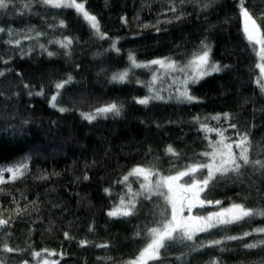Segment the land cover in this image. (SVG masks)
<instances>
[{"label":"trees","instance_id":"obj_1","mask_svg":"<svg viewBox=\"0 0 264 264\" xmlns=\"http://www.w3.org/2000/svg\"><path fill=\"white\" fill-rule=\"evenodd\" d=\"M77 2L98 18L109 39L96 38L74 9H51L35 2L26 7L28 0H14L0 10V27L6 29L0 33V71L5 73L0 76V167L26 165L24 175L15 179L12 173L0 174V220L7 222L0 225V264H35L36 253H52L54 264H130L151 242L150 230L171 218V209L163 197H148L138 179L125 181L124 177L137 166L163 177L197 162L208 163L209 157L200 154L211 152L209 142L221 137L216 131H204L202 125L228 129L225 143L233 144L237 157L239 149L233 141L237 133L246 134L249 142L243 146L249 147L250 160L264 161L258 44L253 48L245 37L238 0H215L206 11L195 0L183 4L180 0ZM245 6L264 38V0H246ZM61 20L66 28L59 26ZM7 29L19 35L10 37ZM28 29L43 35L36 38ZM64 37L73 40L68 50L49 43ZM10 39L12 44L6 43ZM16 39L21 41L18 46ZM112 40H118L119 55L105 52ZM202 40L212 47L211 60L228 67L189 85L197 102L169 101L178 84L167 75L153 85L163 90L164 101L137 104L135 98L149 95L144 86L152 81L148 69H133L127 83L109 82L113 73L128 67L130 52L139 62L172 57L184 63ZM39 44L56 55L49 57ZM69 74L74 79L57 100V108L69 110L61 113L49 101L55 83ZM41 88L44 95H29ZM106 102L122 103L121 116L109 115L92 123L81 117ZM224 113L229 114L228 120ZM217 115L219 122L212 119ZM232 123L235 130L229 127ZM169 146L173 153L167 152ZM239 162V176L217 173L216 182L201 193V198L219 200L222 205H206L199 213L233 203L264 210V168ZM122 200L132 214L109 217L107 213L119 208ZM257 228H264V217L246 218L228 226L226 232L198 233L185 243L197 249L210 240L224 243L200 251L177 243L160 249L159 259L148 264H264V244L245 247L264 240V233L253 231ZM245 232L252 234L243 240L226 239Z\"/></svg>","mask_w":264,"mask_h":264},{"label":"snow or ice","instance_id":"obj_2","mask_svg":"<svg viewBox=\"0 0 264 264\" xmlns=\"http://www.w3.org/2000/svg\"><path fill=\"white\" fill-rule=\"evenodd\" d=\"M14 0H0V10L6 9L12 4ZM35 2L37 5H42L46 8L57 9V10H70L74 9L77 14V19L82 17L83 21L87 22L88 26L92 30L93 35L100 39L105 40L109 39L106 33L102 32L101 25L98 21V18L90 14L86 10L84 3L77 2V0H28L26 7H31L32 3ZM186 0H180V3H185ZM196 3L201 5V10L206 11L214 3L215 0H195ZM246 0H238L239 14L243 18L244 26L243 31L246 39L250 44L260 45L261 60L264 61V38L260 35V29L257 25L256 20L250 15L248 8L245 6ZM172 11L175 13L177 9L174 7ZM182 15V14H181ZM181 15H177L176 19H181ZM61 28H66L67 25L65 21L61 20ZM51 27V25H50ZM6 29L0 27V33H4ZM8 35L14 37L19 35L14 32L12 29H7ZM28 32H35V37L43 35L34 29H28ZM6 43L12 44V40L6 41ZM21 41L19 39L15 40V45H20ZM49 43L58 44L63 49H70L73 40L69 37H64L63 40H49ZM118 40H112L109 49H105V52H115L117 55L120 53V49L117 47ZM39 47L42 52H47L49 57L56 55L52 51H49L44 44H39ZM32 51V49H29ZM212 47L206 40H202L199 45L194 47L193 52L190 54V58L187 59L184 63H181L178 60L173 59L172 57H161L156 58L147 62L137 61L136 55L134 53H129L128 55V67L123 71H117L112 74L110 78V83L124 84L128 82L129 76L132 74L133 69L143 68L151 69L153 66H158V70H164V73L167 75L169 73L183 74V79H180L179 75H174L172 78L174 80H180L182 87L176 89V94L169 95L168 100H174L177 104H191L197 102V98L191 94L189 85L198 84L203 78L210 76L214 73L222 72L228 66H221L216 62L211 60ZM66 55H70L69 51L65 52ZM102 53H97L99 56ZM7 63V61H5ZM257 67L260 69L261 74H264V64H257ZM192 68L193 71L189 72V69ZM4 71H0V76H3ZM73 77L69 74L66 79H62L60 82H56L54 85L55 94H53L49 101V106L57 108L58 97L62 94L61 90L66 86L72 83ZM156 83V77L153 81L145 84V87L149 88V95L143 98H135V102L140 105H148L153 100L164 101V97L160 95L162 89H156L153 85ZM28 87V85H25ZM261 92L264 93V84L260 85ZM44 89L41 88L40 91L32 93L29 92V95L41 96L44 95ZM167 102V101H165ZM57 110L61 113L68 111L69 109L64 107H59ZM123 111V104L118 102H106L102 106L96 107L91 113H81V117L87 120L89 123H92L98 118H107L109 115L113 117L121 116ZM229 114L224 113L223 118L228 120ZM213 120L219 122L221 117L219 115L212 117ZM196 123H201L199 118L195 119ZM229 127L233 130L237 126L232 123ZM202 128L206 132L216 131L217 135L221 139L215 143L209 142L211 147V152H203L200 155L204 157H211V162H197L195 165H189L186 167V170L177 171L175 175H166L156 180L155 185L141 184V188L146 191L149 195L153 194L155 191L159 195H163L168 204L171 205V218L165 220L162 219V229L161 228H152L151 231V243L147 244L140 253L138 260L140 264H146V261L159 259L157 255L158 251L162 248L171 247L177 243H183L185 247H189L194 251H200L205 247L220 246L224 243L223 240H210L207 245L201 244L200 248L197 249L194 245H189L185 243L186 241H193L194 236L197 233H212V230L224 231L228 230V226L237 224L238 222L245 220L246 218L252 219L256 216L264 217V210H253L247 208L244 204L233 203L229 207L221 208L220 211H209L207 215L195 214L193 215V209L199 208L203 209L206 205H222V201L210 200L206 196L201 198V193H204L206 189L209 188L210 183H215L217 180L216 174L220 173L221 176H226L229 172L239 176L241 174L242 165L239 161L243 162V165H259L261 168H264V161L259 159L253 161L249 158V147H244L243 145L248 144V136L239 135L237 133V139L233 141L235 147L239 149V156L237 157L232 149V143H225V140L229 137L225 136V132L228 129L220 130L219 128L213 129L209 128L206 124L202 125ZM207 139V137H205ZM168 153H173L174 150L171 146L167 149ZM219 158V162L217 159ZM26 165H21L20 167H9L6 169H0V171H7L12 173L13 179L18 176H23L24 172L22 168ZM207 170V175H201L200 178H197V173H203V170ZM144 170L139 166L132 169V171L124 177V180L127 181L130 176L139 175ZM187 177V179H184ZM148 174H145L144 179L148 180ZM85 180L88 179V176L85 175ZM182 181V182H181ZM167 188V194L165 195L161 190L162 188ZM105 192H108V189H105ZM141 195L143 193H140ZM132 208H135V204L131 205ZM187 211L188 216L184 215V212ZM132 214L130 208L123 204L121 201V206L119 208H114L109 211L107 215L109 217L115 216H129ZM161 217L166 218V214L161 212ZM7 223L4 220H0V225ZM256 233H264V228L253 229ZM250 232H245L243 236H227V240H243L244 237L251 235ZM67 238V233L65 234ZM165 241L170 242L165 244ZM82 245L84 242H81ZM259 244H264V240L258 241L256 243L246 244L247 249H254ZM220 251H224V248H220ZM8 252H11L12 249L8 248ZM39 256V253H36ZM180 259V257H177ZM132 264H137L136 261H132ZM215 264V262H212Z\"/></svg>","mask_w":264,"mask_h":264},{"label":"rangeland","instance_id":"obj_3","mask_svg":"<svg viewBox=\"0 0 264 264\" xmlns=\"http://www.w3.org/2000/svg\"><path fill=\"white\" fill-rule=\"evenodd\" d=\"M260 49H261V46L260 45H258V53H260ZM258 59H259V62H258V64H264V61H262L261 60V56L258 54ZM141 69V68H140ZM148 70H150L151 71V80L153 81V79H154V77H156V81H158V80H160V79H163V78H165L167 75H169V76H174V75H179L180 76V79L182 80L184 77H183V74H175V73H169V74H165L164 73V70H162V69H160V70H158V66H153L151 69H148ZM193 71V69L192 68H190L189 69V72H192ZM259 72H260V69H259ZM260 75H261V78H262V83L264 84V74H261V72H260ZM176 82H177V84H178V86H177V88L178 87H181V84H180V80H175ZM176 88V89H177ZM181 90H182V87H181ZM209 162H211V157H209ZM217 162H219V158L217 159ZM9 167H11V166H4V168L1 166L0 167V169H6V168H9ZM141 168V167H140ZM144 171L142 172V173H140L139 175H133V176H130L131 178H136V179H138L139 180V182H140V186H141V184H151V185H155V183H156V180L157 179H160L161 178V176L160 175H158V174H156V173H154V172H152V171H150V170H147V169H144V168H142ZM132 171V170H131ZM130 171V172H131ZM5 173H9V172H7V171H0V174L1 175H4ZM145 174H148V180H145L144 179V176H145ZM204 176H206L207 175V170L206 169H204L203 170V173H202ZM198 175H201V173H197V176ZM9 176H11V175H9ZM185 178H187V177H185ZM184 178V179H185ZM3 180V177H1L0 176V182ZM182 182V181H181ZM143 190V189H142ZM165 195L167 194V188L165 187V188H162V190H161ZM143 192L148 196V197H151V196H161V197H163V199H165L164 198V196L163 195H159V194H157L155 191L153 192V194H151V195H149L146 191H144L143 190ZM169 206H170V209H171V205L169 204ZM206 207V206H205ZM205 208H203V209H199V211H202V210H204ZM220 211V210H219ZM199 213V212H198ZM199 214H202V213H199ZM184 215L185 216H188V213L185 211L184 212ZM193 215H194V213H193ZM203 215V214H202ZM207 214H205V216H206ZM161 229H162V227H161ZM198 234V233H197ZM151 239H152V236H151ZM151 243V242H150ZM160 251V250H159ZM159 251H158V253H157V255L159 256ZM139 257V256H138ZM138 257L136 258V259H134L133 261H136L137 262V264H140V262H139V260H138ZM37 262L35 263V264H54V262H53V254L52 253H44V254H41V255H39V256H37ZM149 261H151V260H148V261H146V264H148V262ZM130 264H132V261L130 262Z\"/></svg>","mask_w":264,"mask_h":264},{"label":"flooded vegetation","instance_id":"obj_4","mask_svg":"<svg viewBox=\"0 0 264 264\" xmlns=\"http://www.w3.org/2000/svg\"><path fill=\"white\" fill-rule=\"evenodd\" d=\"M187 212V211H186ZM199 212V208L193 209V213L194 215L197 214Z\"/></svg>","mask_w":264,"mask_h":264},{"label":"water","instance_id":"obj_5","mask_svg":"<svg viewBox=\"0 0 264 264\" xmlns=\"http://www.w3.org/2000/svg\"><path fill=\"white\" fill-rule=\"evenodd\" d=\"M241 23H242V26H244V21H243V18H242V20H241Z\"/></svg>","mask_w":264,"mask_h":264}]
</instances>
